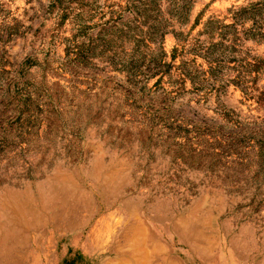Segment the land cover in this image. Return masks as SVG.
<instances>
[{
  "label": "rangeland",
  "instance_id": "1",
  "mask_svg": "<svg viewBox=\"0 0 264 264\" xmlns=\"http://www.w3.org/2000/svg\"><path fill=\"white\" fill-rule=\"evenodd\" d=\"M173 4L0 0V264H264V2Z\"/></svg>",
  "mask_w": 264,
  "mask_h": 264
},
{
  "label": "trees",
  "instance_id": "2",
  "mask_svg": "<svg viewBox=\"0 0 264 264\" xmlns=\"http://www.w3.org/2000/svg\"><path fill=\"white\" fill-rule=\"evenodd\" d=\"M55 1H57V0H55ZM173 1H174V4L171 5V9L173 8V10H171V16H172V18H175L177 21L183 22L185 16L190 11L192 0H179V2L177 0H173ZM263 2H264V0H263ZM81 7H89L90 8L89 10H93L92 9L93 5L91 3H88V2L83 3L81 5ZM254 7H256V5L251 6V8L241 9L239 11V13H244V15H243V17L237 18L236 21H245L247 19L252 18L251 16H255V14L259 13L260 9L255 10L256 13L248 12L249 11L248 9H252ZM136 9H138V7L135 5H129V6L125 7L126 12L133 13V14L136 12L135 11ZM80 16L81 15H79L78 17H80ZM135 20H136V18H135ZM112 21H113V19H111V20L109 19L108 21L105 22V24H108ZM120 25L123 26L124 24L121 23ZM88 29H92V27L87 26L83 23H79L78 28H77V33H78V35H82ZM137 30H138L137 26L134 27V26L129 25L123 29L122 28H115L113 34H120L119 37H123V36H128L130 34V32H136ZM222 36H225V35H222Z\"/></svg>",
  "mask_w": 264,
  "mask_h": 264
}]
</instances>
